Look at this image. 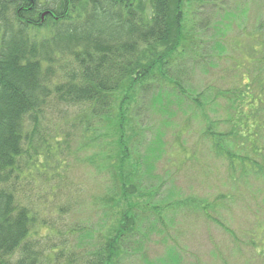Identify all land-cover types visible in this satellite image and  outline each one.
Wrapping results in <instances>:
<instances>
[{
  "label": "trees",
  "instance_id": "16d2710c",
  "mask_svg": "<svg viewBox=\"0 0 264 264\" xmlns=\"http://www.w3.org/2000/svg\"><path fill=\"white\" fill-rule=\"evenodd\" d=\"M245 1L0 0V264H135L147 236L166 234L161 209L171 203L159 205L165 179L154 174L165 140L154 141L167 119L208 121L203 135L230 156L220 143L235 132L213 131L223 121L207 112L219 98L226 123L237 126L245 105H257L252 118L264 112V35L247 28ZM242 52L255 63L249 102L248 86L193 82ZM88 148L109 184L100 213L118 208L101 238L70 217L81 188L64 173ZM180 260L173 250L147 264Z\"/></svg>",
  "mask_w": 264,
  "mask_h": 264
},
{
  "label": "rangeland",
  "instance_id": "374dc122",
  "mask_svg": "<svg viewBox=\"0 0 264 264\" xmlns=\"http://www.w3.org/2000/svg\"><path fill=\"white\" fill-rule=\"evenodd\" d=\"M247 5V28L264 35V5L258 0H248ZM254 65V61L246 60L242 52L236 65L227 61L218 70L194 77L193 82L199 88L223 90L231 89L232 85L248 86L245 100L249 102L255 84V81L250 82L256 74ZM232 67L231 75H226ZM217 102L216 113L208 111L207 117L212 123L223 121L212 126L213 131L235 132V137H227V142L220 143L230 156H220L209 138L203 135L208 121L188 120L184 115L171 120L170 116L168 125L162 128L164 136L159 129L154 143L164 139L161 141L164 153L159 162L156 160L154 174L165 179V184L157 196L168 199V202L161 201L160 206L164 202V206L171 203V207L161 209L166 234H161L159 230L163 226H158L156 233L147 236L149 238L142 241L144 252L137 256L139 263L135 264L158 260L173 250L180 255V264H264V168L261 172L257 166L264 165V112L252 118V109L257 105H245L239 110L241 119L236 126L237 119L226 123L230 115L224 101L219 98ZM158 122L156 119L153 130ZM170 124L171 129H168ZM257 128L259 132L255 134ZM147 136L149 139V134ZM107 146L104 149L110 151L108 148H112V144L107 143ZM244 153L248 156L239 157ZM73 154L69 158L70 172L64 175L75 185L79 184L81 208L70 214L71 220L91 229L94 227L95 238L107 236L118 212L117 208L110 213H100V198L106 183L109 186L107 175L89 165L90 148ZM158 182L156 185L160 184ZM206 205L209 207L203 210Z\"/></svg>",
  "mask_w": 264,
  "mask_h": 264
},
{
  "label": "water",
  "instance_id": "95a60500",
  "mask_svg": "<svg viewBox=\"0 0 264 264\" xmlns=\"http://www.w3.org/2000/svg\"><path fill=\"white\" fill-rule=\"evenodd\" d=\"M45 15H46V13L42 15V18H43Z\"/></svg>",
  "mask_w": 264,
  "mask_h": 264
}]
</instances>
